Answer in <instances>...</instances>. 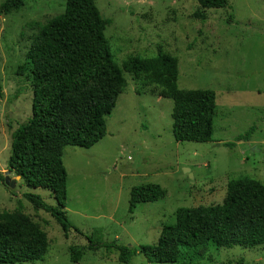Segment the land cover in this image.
<instances>
[{
  "label": "rangeland",
  "instance_id": "374dc122",
  "mask_svg": "<svg viewBox=\"0 0 264 264\" xmlns=\"http://www.w3.org/2000/svg\"><path fill=\"white\" fill-rule=\"evenodd\" d=\"M95 2L111 19L104 34L118 64L131 55L154 56L161 49L178 58L180 88L215 90L213 141H176L173 101L152 94L154 85L144 86L125 72L128 84L115 99L104 137L89 148L62 149L65 210L80 230L71 229L65 236L49 213L23 196L38 194L54 205L52 193L27 186L7 170L11 134L31 116L26 54L38 28L63 12L65 0H24L19 8L1 13L0 172L15 179V186L0 183V210H12L21 201L49 240L41 259L13 264H123L115 249H89L85 236L133 246L153 243L164 224L175 222L178 207L220 203L229 179L249 176L264 183V0H230V8L206 9L205 20L192 16L197 0ZM251 125L249 140L236 141ZM227 142L235 144L229 147ZM149 182L160 184L165 196L129 212L131 187ZM75 250L80 251L76 262L71 258ZM129 264H264V247L210 243L183 251L176 263L151 262L137 254Z\"/></svg>",
  "mask_w": 264,
  "mask_h": 264
},
{
  "label": "trees",
  "instance_id": "16d2710c",
  "mask_svg": "<svg viewBox=\"0 0 264 264\" xmlns=\"http://www.w3.org/2000/svg\"><path fill=\"white\" fill-rule=\"evenodd\" d=\"M24 0H5L0 14L17 9ZM192 16L206 19V9L230 8V0H197ZM111 23L95 0H65L64 10L41 25L26 54L31 74V116L11 134L7 170L20 175L29 187L49 190L55 204L34 193H24L36 209H42L60 225L66 236L71 229L65 210L67 172L64 146L89 148L106 134V119L116 97L128 82L124 73L142 85H154L151 93L173 101L172 134L176 141H213L217 94L211 88H180L177 56L157 50L156 55H131L118 64L104 31ZM0 84V98L2 97ZM254 126L236 137L249 140ZM234 142H227L232 147ZM0 183L4 176L0 172ZM165 189L157 183L131 187L128 209L162 199ZM18 201L12 210H0V264L35 261L49 247L46 231L26 214ZM91 250L118 251V261L129 264L142 254L148 261L176 263L185 250L207 244L221 248L264 247V183L249 176L229 179L220 203L180 206L175 222L164 224L153 243L127 245L116 240H94L86 235ZM80 251L71 258L76 262Z\"/></svg>",
  "mask_w": 264,
  "mask_h": 264
},
{
  "label": "water",
  "instance_id": "95a60500",
  "mask_svg": "<svg viewBox=\"0 0 264 264\" xmlns=\"http://www.w3.org/2000/svg\"><path fill=\"white\" fill-rule=\"evenodd\" d=\"M187 170H189V169L186 168L185 171H187ZM188 176L191 179L193 175H192L191 172H188ZM16 178L20 179L21 176L20 175H16ZM4 184L9 186V187H11V188H13L15 186V179H10V177L8 175H5L4 176Z\"/></svg>",
  "mask_w": 264,
  "mask_h": 264
}]
</instances>
